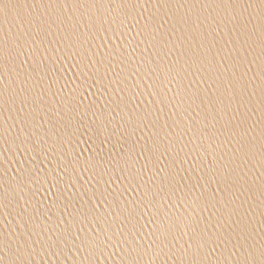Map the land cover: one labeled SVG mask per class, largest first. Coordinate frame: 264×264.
<instances>
[{"label": "water", "instance_id": "1", "mask_svg": "<svg viewBox=\"0 0 264 264\" xmlns=\"http://www.w3.org/2000/svg\"><path fill=\"white\" fill-rule=\"evenodd\" d=\"M262 250L264 0H0V264Z\"/></svg>", "mask_w": 264, "mask_h": 264}, {"label": "snow or ice", "instance_id": "2", "mask_svg": "<svg viewBox=\"0 0 264 264\" xmlns=\"http://www.w3.org/2000/svg\"><path fill=\"white\" fill-rule=\"evenodd\" d=\"M171 179L174 180L175 177H172ZM162 236H165V238H166V234H162ZM189 247H191V245H189ZM202 248H203V245L198 246V248H197V253L198 254H199V252H200V250ZM260 255H261V262H260V264H264V250L261 251Z\"/></svg>", "mask_w": 264, "mask_h": 264}]
</instances>
